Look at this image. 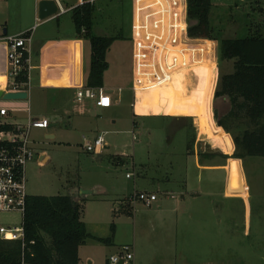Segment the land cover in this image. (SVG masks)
I'll return each instance as SVG.
<instances>
[{
  "label": "rangeland",
  "instance_id": "obj_1",
  "mask_svg": "<svg viewBox=\"0 0 264 264\" xmlns=\"http://www.w3.org/2000/svg\"><path fill=\"white\" fill-rule=\"evenodd\" d=\"M61 1L65 8L80 3L79 0ZM37 7L36 0H0V24H5L10 34L20 33L35 24L36 16L39 21H43ZM94 15L92 33L124 36L109 53L111 68L107 73L108 78H123L124 82L129 78L131 84L132 44L129 37L132 0H97ZM60 18L63 29L59 33L70 32L73 22L71 12ZM211 22L215 39H210L206 45L202 42L198 44L208 50L206 62L203 61L201 65L206 88L214 92H211L212 95L207 94L206 98H200L198 94L206 92L203 91L201 80L195 77L188 86L189 95L192 97L195 92V97H188L185 101L196 104L197 112L194 111V115L179 119L173 124L166 117L134 118L129 101H124L115 109L107 110L98 106L94 108V116L102 114L106 120L95 117L96 123L88 131H83L69 121L68 114L63 113L64 110L56 112V117L54 114L50 115L52 106L56 105L55 98H59L57 91L51 88L43 92L35 87L30 90L31 113L40 117L49 115L52 121H58L64 129L69 130V134L66 143L49 146L44 130L33 131L36 143L48 150L51 159L43 166L38 164L36 158L28 163L27 193L68 194L74 187H81L89 197L83 204L82 212L89 231L107 237L111 234V225L114 223L116 227L113 245L87 240L88 243L96 245H86L82 249L79 264H111L109 258L118 254L122 246L130 242L134 244L135 256H157L150 264H175V257L171 256L185 258L189 264H208L207 261L215 263L216 257L212 256H238L233 259V264H264V197L260 195H264V157H236L240 148L235 145L233 135L241 134L246 129L251 130L254 126L244 118L233 120L226 117L231 107L230 101L226 97H215L221 75L233 72L236 60H221V39L255 35L264 37V0H213ZM55 23L56 20H52L34 28L31 68L36 66L35 57L41 51L43 41L49 36L51 41L58 40ZM86 38L90 39L89 36ZM193 69L190 67L186 71L192 74ZM174 83L172 81L164 88L144 94L146 97L153 95L147 102L159 106L156 110H151V105L150 112L182 114V97L179 99L181 90ZM195 86L197 91L193 92ZM66 94L72 100L73 94ZM195 98H200V101L196 102ZM13 104L19 105L13 101L0 100V105ZM142 106L138 102L137 110L143 112ZM70 111L69 115L73 113L72 106ZM113 111V117H106V114H112ZM221 118L229 127L227 132L223 131L226 134L217 127L218 119ZM113 120L117 122H112ZM99 135L104 136L109 149H103L100 155L86 151L83 148L84 137L93 141ZM41 149L38 146L37 151ZM196 160L205 163V168L197 166ZM183 173L189 189L200 188L206 192L228 190L233 193L250 190L253 195L251 213L248 212L253 222L251 235L246 237L242 225H239L241 229L229 226L237 218L241 224L243 220L246 221L244 207L232 211L224 229L217 222L214 223V228L210 226L215 218L208 210H187L182 220L183 234H179V230L176 232L174 229L158 226L142 227L139 223H135L134 230V217L131 214L115 212L116 205L125 204L124 197L128 191H135L134 187L158 190L152 187L159 186L162 189L168 186L174 189L172 191H177L176 187ZM103 188L105 192H102ZM196 222L205 224V228L203 225L200 228L207 233H214V236L206 239L192 236L191 225ZM21 223V212H0V226ZM255 225L258 226L257 229ZM214 240L216 241L213 242ZM185 256L195 258L189 259ZM207 258L209 259L206 260ZM142 264H145L144 260Z\"/></svg>",
  "mask_w": 264,
  "mask_h": 264
},
{
  "label": "crops",
  "instance_id": "obj_2",
  "mask_svg": "<svg viewBox=\"0 0 264 264\" xmlns=\"http://www.w3.org/2000/svg\"><path fill=\"white\" fill-rule=\"evenodd\" d=\"M149 1L150 0H132V15H131V26H130L131 29H130V37H129L132 44L131 64H130V70L132 74L131 84L129 83V78L127 79V81L124 82L123 78L118 79L117 77L116 80H110L107 76V73L111 68V59L109 57V53L110 51H112L111 49L114 48L116 43L119 40H122L121 38H124V36L117 37L112 42L109 50L107 51L106 59L108 62V69L104 72L102 87L110 92L112 98V105L111 107H101V108L107 110L112 108L115 109L116 107L120 106L124 101H129L130 107L133 108L134 118L147 117V116L163 117V118L166 117L169 118L171 123L173 124L175 123V121H179V119H182L184 117L186 118L190 115L191 116L194 115V111L197 112L196 111L197 108L195 106L196 104L195 105L188 104L185 101L188 97H189L188 99H194L193 97H195L194 91H197L196 86L193 90L194 93L192 97L188 93L189 90L188 86L191 83H193L195 77L199 81L201 80L203 91L206 92V94L203 93L201 94L200 92L198 94L200 98L201 96L203 98H206V95L209 93L210 95H212L214 90L206 88L202 65H198L196 67L194 66L195 68L193 69L192 74L191 72L189 73L188 71H182V72L178 71L173 76L168 77L165 80L162 79L160 82L159 80H157L156 83L149 81L148 76L146 77L142 76L141 78L137 75V69L141 66H144L145 68L153 69L152 63H153V59L155 58L154 53L158 57L157 51L154 48L155 44L153 43V38H152L153 30H154L153 20L155 19V17L149 14L148 10H145L146 8H144V5H146L147 2L150 3ZM36 2L37 5L39 6V2L37 0ZM37 8H38L37 10H39V7ZM62 15L59 16L54 15L43 21H39L38 16H36L35 24H33L32 27L23 30V31L31 30L30 67H29V78L31 85L30 90L35 87L39 91H43V92L50 90L51 88L57 91L56 95L59 96V98L58 100L57 98H55L56 105L54 107L52 106V111L50 112V115L54 114V116L56 117L57 116L56 112L59 113L60 111L62 112L64 110L63 113L68 114L69 121H72V123L76 126V128L78 127V129L80 130L88 131L90 126L96 123L95 117H98V120H102V119L106 120L102 114H97L94 116L93 109L97 108V105L95 104L93 99L86 98L83 101H79L77 99V94H76L79 88H84L86 86H89L91 44L88 38L78 36V34L76 33L74 21L72 22V29L70 32L59 33L63 29L62 21L60 18ZM157 17L159 18V25L167 24V20L165 17H162L161 15L156 16V18ZM52 20H56L55 27L57 33L59 34L57 36L58 40L51 41L50 40L51 36H49L43 41L42 49L41 51L37 52V55L35 57L36 66L33 69L31 68V63H32L31 47L35 36L34 28L40 24L48 23ZM192 23H195V21L189 19L190 26ZM93 25H94V20H93ZM7 32H8V28H7ZM92 32H93V28H92ZM99 35H104V34H99ZM106 36H113V35H106ZM5 69H6L5 56L4 53L0 50V88H3L6 83L7 78L5 74ZM128 71H129V66H128ZM182 77L185 78L184 82H182ZM179 80L181 81V84L179 85V90H181V92L179 93V99L182 97L180 101H183L181 105L183 109L182 114L173 115V114H168L166 112H150L151 110H156L159 106L155 104L152 105L151 102L149 103L147 102L150 100V98L153 95L152 96L147 95L148 97H146V95L144 94L164 88L166 87V85H168V83L172 81L175 82L174 83L175 86L176 85L178 86L177 83L179 82ZM151 84L157 86L152 87ZM184 89H186V92H184ZM62 91L66 93H72L73 94L72 100L68 94L62 93ZM29 96H30V92H29ZM200 98H195V101L196 102L200 101ZM207 100L210 99L207 98ZM138 102L143 104L142 106L143 109L140 108L141 110H143V112L137 110L136 106ZM18 104L22 110L16 113V115L13 118V122L25 123L28 121V118L30 116L35 118L49 119L50 124L48 128H33L31 131V143L37 153L36 156L37 162L40 166H43L51 159V155L49 154L46 148L41 147L40 143L39 144L36 143L35 139L33 138V131L35 129L44 130V136L46 139H48L47 144H49V146L50 145L56 146L55 144L61 145L67 142L69 130L64 129V127H62L60 123H58V121H52L49 115H43L42 117L38 115H33L31 113L29 99L27 101L19 102ZM71 106L73 113L69 115V113L71 112L70 111ZM150 107L153 109H151ZM28 109L29 112L27 111ZM23 114L26 115L24 116ZM114 115L115 113L113 111L112 114H106V117H111V116L113 117ZM112 122H117V121L113 120ZM217 127L220 128L218 123H217ZM38 146L40 149L41 148L42 149L37 151ZM103 149H109V146L106 144L105 148ZM102 151L96 152L95 154L100 155ZM196 162H197V166H200L201 168L203 167L205 168L206 166L205 163H200L199 160H196ZM154 183H159V181H154ZM154 187L157 188L158 190L138 189L136 187L133 188L135 190H146L158 194V200L151 207H146L141 204L132 205L131 208L123 203L122 206L116 205L115 212L117 213L118 212L126 213L128 210L131 211V215L134 217V230H135V223H139V225L142 227L150 226L154 228V226H158L160 228H167L169 230L174 229L176 232H178L179 230V234H183L182 229L184 226L182 220H183V215L187 210L201 211V212L203 210H208L211 214L213 213L215 218L213 223H210V226L214 228V223L217 222L218 226L224 229V226H226V222L229 221L230 219L232 211L233 210L237 211V209L240 210L244 207L246 210V221L243 220V224H241L239 218H237L236 222H234L229 226H231L232 228L238 227L241 229V226L239 225H242L246 237H249L251 235L253 222H252L251 214L249 215L248 212L251 213V208H252L251 201L253 195L251 194L250 190H243L241 192L233 193V192H229L228 190L222 192H215V191L206 192L201 190L200 188L198 190L189 189L187 180L184 177V173L182 175V179L177 184L176 187L177 191H172L174 189L168 186L163 187L162 189L159 186H153L152 188ZM81 190H82L81 187H77V188L74 187L72 192L68 194L72 195L75 199H79V200L85 199V201L89 200V197H87V195L82 194ZM133 191L134 190L128 191L126 196L124 197V200ZM102 192H105L104 188ZM260 195L264 197V195L262 194ZM232 199H236V200L233 201ZM200 225H203V228H205L204 227L205 224H200L198 222L193 223L191 225L192 236L195 235L204 239L210 238V236L211 237L214 236V233L212 232L207 233L206 230L204 231L203 228L201 229ZM257 227L258 226L255 225L256 229ZM91 233L95 236L102 237L94 234L93 232ZM135 239L136 237L134 236L133 241H135ZM90 240L91 241L93 240L92 242L94 241L99 242L92 238L88 239V241ZM88 241L80 246L79 256H82L81 251L86 245H96L95 243H88ZM215 241L216 240H214L213 242ZM99 243L101 244V242ZM128 244L132 246V251H133V259L130 261V264H142L143 260L145 264H150L151 261L156 260L157 256H135L133 242L132 243L130 242ZM171 257H175V264H189V262H187L188 260L185 258L180 257L179 259V256H171ZM185 257L189 259L191 257L195 258L194 256H185ZM212 257L213 258L216 257L215 258L216 262L209 263V261H207L206 263L233 264L234 263L233 259H235L238 256H212ZM208 259L209 258H207L206 260Z\"/></svg>",
  "mask_w": 264,
  "mask_h": 264
},
{
  "label": "trees",
  "instance_id": "obj_3",
  "mask_svg": "<svg viewBox=\"0 0 264 264\" xmlns=\"http://www.w3.org/2000/svg\"><path fill=\"white\" fill-rule=\"evenodd\" d=\"M187 3L188 17L195 21L189 27L188 35L215 39L211 22L213 0H187ZM94 13V3L78 4L72 10V18L78 36L90 38L89 87H102L103 75L108 69L107 51L120 36L92 33ZM220 58L236 60L234 71L221 75L215 97H226L230 101L226 117L233 120L244 118L254 126L233 135L235 145L240 148L236 157H264V37L223 38ZM218 125L222 131L229 130L222 118L218 119ZM84 201L70 194L29 195L23 221L25 245L16 240L0 239V264H22L23 261L27 264H79V248L88 239L113 245L115 224L111 225L109 236L93 235L82 220ZM126 213L131 214V211Z\"/></svg>",
  "mask_w": 264,
  "mask_h": 264
},
{
  "label": "built area",
  "instance_id": "obj_4",
  "mask_svg": "<svg viewBox=\"0 0 264 264\" xmlns=\"http://www.w3.org/2000/svg\"><path fill=\"white\" fill-rule=\"evenodd\" d=\"M38 2L42 0H37ZM58 6L55 16L72 12L77 6L65 8L61 0H53ZM79 4L94 3L96 0H79ZM144 5L145 10L155 19L153 20V43L157 55L154 53L153 69L141 66L137 69V75L148 76L149 81L156 83L173 76L181 70L195 68L206 62L208 50L199 46L200 42L208 44L209 39L191 38L188 35L190 27L188 17L187 0H150ZM161 15L167 20V24L159 25ZM5 25L0 24V50L5 56L6 83L0 90L8 92H27L24 99H4L16 103L27 101L30 92V42L31 30L17 34L5 32ZM204 46V45H203ZM195 66V67H194ZM26 77V80H23ZM152 87L157 85L151 84ZM137 89V88H136ZM135 89V90H136ZM77 99H93L100 107H111L112 98L110 92L103 87L79 88ZM22 109L19 105H0V212L19 211L22 213L20 225L0 226V239L20 241L25 245L26 234L24 229V216L29 194L27 193L26 167L33 161L37 153L31 143V131L33 128H48V118H35L30 116L28 121L13 122V118ZM29 112V109L27 110ZM106 141L103 135L97 136L93 141L84 137L83 148L88 152H100L105 148ZM130 176V174H127ZM264 185V179H263ZM158 200V194L146 190H135L124 200L131 208L132 205L141 204L151 207ZM133 259L132 246L125 244L118 254L109 258L111 264H130ZM22 264H27L23 261Z\"/></svg>",
  "mask_w": 264,
  "mask_h": 264
},
{
  "label": "water",
  "instance_id": "obj_5",
  "mask_svg": "<svg viewBox=\"0 0 264 264\" xmlns=\"http://www.w3.org/2000/svg\"><path fill=\"white\" fill-rule=\"evenodd\" d=\"M39 17L42 20H46L52 16H54L58 11V6L53 0H42L39 2ZM5 32H7V28H5ZM3 97L4 99H24L28 97L27 92H8L3 93L0 90V98ZM81 193L87 195L81 190ZM118 264H123V260H120Z\"/></svg>",
  "mask_w": 264,
  "mask_h": 264
}]
</instances>
